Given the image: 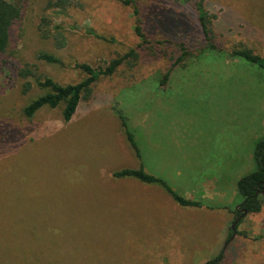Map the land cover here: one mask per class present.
<instances>
[{"label":"rangeland","instance_id":"obj_1","mask_svg":"<svg viewBox=\"0 0 264 264\" xmlns=\"http://www.w3.org/2000/svg\"><path fill=\"white\" fill-rule=\"evenodd\" d=\"M138 1L146 43L133 7L119 0H21L0 61V264H205L216 257L204 238L223 219L208 217L201 195L214 178L226 186L222 207L238 209L237 182L257 166L264 67L228 51L245 45L264 57V0H207L223 50L200 52L207 42L192 0ZM183 40L197 51L165 80ZM131 49L138 56L100 77L71 120L64 104L25 113L48 91L38 79L76 84L87 76L77 64L105 67ZM118 111L145 170L183 197L190 192L201 208L163 207L160 186L112 176L141 166ZM224 252L219 264H264V206L244 217Z\"/></svg>","mask_w":264,"mask_h":264},{"label":"trees","instance_id":"obj_2","mask_svg":"<svg viewBox=\"0 0 264 264\" xmlns=\"http://www.w3.org/2000/svg\"><path fill=\"white\" fill-rule=\"evenodd\" d=\"M125 5H131L134 9L136 25L135 32L141 38L142 42H148V35L143 28V19L141 17L140 5L138 0H119ZM207 0H192V4L197 12V19L201 26L202 33L207 42V46L200 48L198 51L195 48L188 46L187 41L183 40L179 43L181 54L172 63L171 68L165 76V80L169 78L172 70L179 66L185 65L186 61L197 52L205 51V49L222 51L215 43V30L214 23L218 18L216 14H211L207 7ZM23 3L21 0H0V61L3 59L6 50L10 47L13 41L12 28L14 24L22 17ZM179 20V18H177ZM179 24V23H178ZM88 33L99 38L106 39L104 36L99 35L94 29L89 28ZM196 53V52H195ZM232 57H240L251 63H256L264 67V57L256 53L252 48L242 45L228 51ZM138 52L136 49H131L122 56L116 57L110 61L105 67H93L87 63H79L76 67L80 68L86 73V78L76 84L62 85L52 78H45L44 80H37V84L48 91L33 99L26 107L25 113L28 116L34 115L41 108L48 106L56 108L64 104L63 117L65 121H69L75 115L80 102L83 97H87L92 92V86L102 76H111L117 69L128 59L136 58ZM39 58L50 62L60 63V60L52 54L42 53ZM121 121V126L124 130L126 139L130 147L134 150L135 155L141 160L139 168H123L116 170L112 176L116 179L119 178H134L146 184H153L162 187L177 203L186 207H201L200 201L190 200L180 195L169 183L162 177L153 175L147 172L142 163V153L136 142L134 133L129 127L127 117L118 111ZM254 158L256 161V169L242 176L238 180V190L243 196V202L238 209L234 210L236 218L234 226L231 227L227 241H230L237 231V226L244 220L243 210L248 213L254 214L262 211L264 206V137L258 141ZM225 257V252L222 250L215 258L209 260L205 264H219Z\"/></svg>","mask_w":264,"mask_h":264},{"label":"crops","instance_id":"obj_3","mask_svg":"<svg viewBox=\"0 0 264 264\" xmlns=\"http://www.w3.org/2000/svg\"><path fill=\"white\" fill-rule=\"evenodd\" d=\"M119 179H121V178H119ZM208 182H209V185L205 186L204 191L201 195V199L208 201L210 204V206H207V205L205 206L207 208V211L209 212L208 217H210L213 220L223 219V221L220 223L218 228H216V230L209 232L208 233L209 237L204 238V240L205 241L206 240L211 241V249L215 251V255L217 256L222 250H224L226 248L227 238H228V235H229V232L231 229V226L229 227V224H231L235 220V214H234V210L229 211L230 209L228 210L226 205H225V207H222V204H228V203H226L227 202V199H226L227 191H226L225 184L224 183L221 184L220 181H217L214 178H213V180H208ZM144 184H146V183H144ZM237 184H238V182H237ZM128 186L132 187V188L139 187V185L136 182H129ZM237 189H238V186H237ZM140 190H141V193L144 194L145 196L154 195V192L149 190L146 187L140 186ZM144 190H146L148 192H145ZM159 192H160V195H158V194L157 195L159 197L162 196L161 205L163 207H167L170 209H176L174 203L180 205L166 191H165L167 193L166 195L162 191H159ZM184 194L186 197H188L187 199L192 198V195L190 192H185ZM237 194H238V192H234L233 199L237 197L236 196ZM167 195L169 196V198L167 197ZM190 200H194V199H190ZM195 201H198V200H195ZM181 207H186V206H181ZM192 208H201V207H192ZM222 213H224V214H222ZM229 213H230V215H229ZM150 217H152V215ZM191 217H196V215L191 214ZM214 224H215V222H214ZM176 231H177V234H179V235L183 234V233H180L179 229H177ZM179 240L180 239H177L176 241H179Z\"/></svg>","mask_w":264,"mask_h":264},{"label":"water","instance_id":"obj_4","mask_svg":"<svg viewBox=\"0 0 264 264\" xmlns=\"http://www.w3.org/2000/svg\"><path fill=\"white\" fill-rule=\"evenodd\" d=\"M247 214H248V211L247 210H243V217L246 216Z\"/></svg>","mask_w":264,"mask_h":264}]
</instances>
